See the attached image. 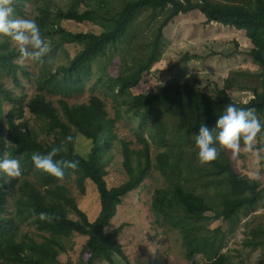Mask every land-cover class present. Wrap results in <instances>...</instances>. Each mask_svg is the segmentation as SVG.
<instances>
[{
  "label": "trees",
  "instance_id": "trees-1",
  "mask_svg": "<svg viewBox=\"0 0 264 264\" xmlns=\"http://www.w3.org/2000/svg\"><path fill=\"white\" fill-rule=\"evenodd\" d=\"M31 1L37 5L35 21L41 35L50 45L36 79L38 93L27 103L30 113L41 122L39 130L26 120L17 122L25 115V96H16L8 89L2 75L13 78L18 88L22 87L18 71L29 80L33 75L18 63L19 50L11 45V39L3 36L0 40V158L7 152L9 158L20 161L22 170L18 178L0 173V264H74L61 263L59 255L66 252L64 238L75 233L87 237L84 251L90 253V258L83 264H116V256L126 259L123 245L118 241L125 225L107 229L124 199L153 170L160 172L167 183L166 187L156 189L153 210L164 225L179 232L189 264H200L198 256L205 264H227L223 249L228 232L212 225L221 219L240 220L252 213L263 198V184L257 178L236 172L226 150H221L215 161L201 164L195 135L202 125L214 129L229 103L244 109L255 108L264 122V0H15L12 5L15 15L25 17V7ZM192 11L201 12L207 22L246 31L252 43L249 57L259 71H232L224 86H217L213 94L173 79L157 84L154 92L134 95L132 90L140 84L144 73L160 60L166 26L178 15ZM145 12H149L147 19L153 20L150 36H143L138 28ZM65 21L89 22L102 32L74 33L63 27ZM67 45H78L80 49L71 56ZM125 48L135 52L136 57L122 65L118 76H111L108 68L112 59ZM58 53L65 56V62L54 65V55ZM94 77L97 79L93 90L102 87L120 109L136 117L141 128H148L151 142L164 149L155 161L151 159V142L146 138L140 137L144 143L142 151L131 150L118 138L116 119L108 116L99 97L79 105L60 100L58 108L46 96L65 98L82 94ZM234 89L252 92L253 98L247 103L237 102L228 93ZM5 102L12 105L6 114ZM46 132L55 136L44 143L39 135ZM77 135L92 142L87 158L75 151ZM68 136L73 137L71 142L66 140ZM57 146L65 150L55 160L79 161L77 169H65L63 180L75 175L82 192L88 183L98 191L100 211L93 220L78 207L70 190L60 184L61 180L35 168L32 162L33 153L47 154ZM114 150L123 154L122 165L128 178L120 185L109 187L107 167L118 163ZM30 172L39 183L24 180L20 185V179ZM19 185L17 220L7 214L8 198ZM41 212L52 214V219L41 220ZM71 214L78 219H72ZM31 219L49 236H44L41 242L27 234L17 240L18 224ZM244 244L253 249L263 246L264 225L253 226Z\"/></svg>",
  "mask_w": 264,
  "mask_h": 264
},
{
  "label": "rangeland",
  "instance_id": "rangeland-1",
  "mask_svg": "<svg viewBox=\"0 0 264 264\" xmlns=\"http://www.w3.org/2000/svg\"><path fill=\"white\" fill-rule=\"evenodd\" d=\"M40 4H43V2ZM25 11L26 15L23 18L35 20L38 15L37 5L33 1L27 3ZM148 16L149 12H145L139 20L138 28L143 36L151 35L150 29L153 20L147 19ZM62 25L74 33L94 32L100 34L102 32L100 27L89 22L79 24L65 21ZM2 37L0 36V40ZM10 43L18 49L12 40H10ZM251 48L252 43L248 39L246 31L237 30L235 27L225 26L217 22H207L205 15L199 11L180 14L164 29V44L160 60L154 64L150 71L144 73L140 84L132 90V93L138 95L154 92L157 84L177 79L213 94L217 86H224V80L232 71H259V67L249 57ZM66 49L73 56L80 48L78 45H67ZM135 55V52L126 48L120 53H116L108 68L109 74L114 77L118 76L122 65L132 62L136 57ZM64 62L65 56L62 53L54 55V65ZM19 64L33 75V78L29 80L23 76L21 71H18V77L22 83L21 88L16 86L13 78L2 75L1 72L0 75L3 76L2 81L5 86L12 90L16 96H25V115L17 122L26 120L33 129L39 130L41 122L37 121L30 113L27 103L38 93L36 79L41 73L42 66L31 61ZM95 70H97V66H95ZM96 79L94 77L88 82L82 94H74L65 98L60 95L46 96L58 108H60V100H65L70 105H79L89 103L92 97H99L105 104L108 116L116 119L115 132L118 138L125 141L131 150L142 151L144 143L140 140V137L151 142L148 128H141L136 117L127 114L125 109H120L118 104L106 94L102 87L93 90ZM228 93L233 100L241 103H247L253 98V93L249 91L234 89ZM11 108L10 103H4L5 114ZM54 136V133H42L39 135V140L47 143L52 141ZM258 144L259 138L256 145ZM150 145L151 159L155 161L159 151L164 149L157 148L152 142ZM91 148L92 142L90 140L82 135H77L75 143L77 153L87 158ZM117 149H120V144H118ZM227 152L236 172L252 179L257 178L262 182L263 198L248 216L230 222L221 219L215 222L212 228L221 226L228 232V239L223 249L227 264H264V245L253 249L244 244L253 226L264 225L263 160L256 161L250 153L243 151L238 156H233L230 151ZM114 155L118 163H111L107 167L109 187L120 185L128 178L126 169L122 165L124 161L123 154L114 150ZM20 180V185L24 180L39 183L33 172L25 174ZM60 184L65 185L70 190L71 196L75 198L78 207L93 220L100 211L99 195L95 185L92 183L86 184V191L82 192L75 175L70 180H61ZM166 184L162 174L153 170L151 176L137 190L129 193L124 202L118 207L117 214L107 231L125 225L118 241L123 245L127 258L116 256V264H189L185 258V248L182 245L181 235L177 230L164 225L163 219L157 216L152 207L153 195L156 189L164 188ZM20 185L14 189L8 198L9 210L7 215L12 214L17 220L19 219L17 200L21 196ZM71 218L78 219L75 214H71ZM31 221L32 219L18 224L17 240H21L25 234L39 242L43 241L44 236H49V233L41 231L37 224ZM86 242L87 237L77 233L72 234L69 238H64L66 252L59 255V261L61 263L71 261L74 264H83L88 261L90 253L84 251ZM197 259L200 264H205L201 256H198ZM95 264L108 263L97 262Z\"/></svg>",
  "mask_w": 264,
  "mask_h": 264
},
{
  "label": "clouds",
  "instance_id": "clouds-1",
  "mask_svg": "<svg viewBox=\"0 0 264 264\" xmlns=\"http://www.w3.org/2000/svg\"><path fill=\"white\" fill-rule=\"evenodd\" d=\"M14 2L15 0H0V36L10 38L17 45L19 63L31 61L42 66L44 57L50 51V45L42 37L40 27L34 19L15 15L12 7ZM258 138L260 146L256 147ZM66 140L71 142L73 137L68 136ZM195 145L201 164L215 161L221 150L230 151L233 156H238L243 151L250 153L256 161L264 160V122L255 108L244 109L229 103L218 117L214 129L210 130L204 125L199 128L195 135ZM62 150H65L63 146H57L47 154L33 153L31 159L35 168L57 180H63L65 169H77L79 161L55 160L54 157ZM0 173L10 178L20 177V161L9 158V154L5 152L0 158ZM39 218L50 221L52 214L41 212Z\"/></svg>",
  "mask_w": 264,
  "mask_h": 264
}]
</instances>
